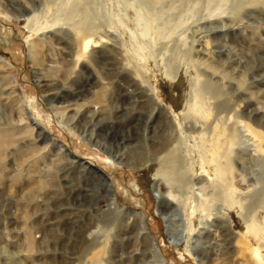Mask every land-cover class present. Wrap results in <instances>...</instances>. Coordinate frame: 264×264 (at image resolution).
Here are the masks:
<instances>
[{
    "label": "rangeland",
    "instance_id": "rangeland-1",
    "mask_svg": "<svg viewBox=\"0 0 264 264\" xmlns=\"http://www.w3.org/2000/svg\"><path fill=\"white\" fill-rule=\"evenodd\" d=\"M91 1L0 0V264H264V0Z\"/></svg>",
    "mask_w": 264,
    "mask_h": 264
},
{
    "label": "bare ground",
    "instance_id": "bare-ground-1",
    "mask_svg": "<svg viewBox=\"0 0 264 264\" xmlns=\"http://www.w3.org/2000/svg\"><path fill=\"white\" fill-rule=\"evenodd\" d=\"M185 0H177V3H178V6L180 7V5H182V3L184 2ZM187 1V0H186ZM191 1V0H190ZM242 1V0H241ZM240 1V2H241ZM70 4H72L64 13H62V14H64L63 15V18H66L68 21L74 16V14H76L78 11H80V9H81V7H83L82 8V12L84 13V17H85V20L83 21V22H81L80 24H78L77 25V28H78V30L83 34V35H86V34H88V33H90V32H92V31H94L95 30V28L97 27V24H98V19H96V14L94 13V6H93V2L91 1V0H71V2H70ZM147 4V3H146ZM231 4V3H230ZM240 4V3H239ZM183 6H184V4H183ZM242 6V5H241ZM188 7V6H187ZM237 7V6H236ZM182 8V7H181ZM183 9H184V7H183ZM178 11V10H177ZM223 13H224V11H223ZM222 14V11H220L218 14H217V16H220ZM224 16H226V15H224ZM223 16V17H224ZM221 17V16H220ZM32 33V31L30 32V34ZM29 33H28V35H30ZM27 35V36H28ZM25 39H27V37L25 38ZM28 40H29V38H28ZM27 40V41H28ZM92 45V42L89 40V39H86L84 42H83V44H82V49L83 50H87L90 46ZM30 60V59H29ZM172 64V63H171ZM170 67V66H169ZM166 70V69H165ZM167 71V70H166ZM170 70L168 69V72H169ZM167 78H169V75L167 76ZM167 78H166V80H167ZM176 78V77H175ZM174 78V79H175ZM170 80V79H169ZM41 81V80H40ZM39 81V82H40ZM197 93H199V92H197ZM201 94L202 93H199V94H196V95H194V96H192L193 97V99H192V102H193V105H191L190 107H189V110H187V114H193V116H197V115H201V114H203L204 113V111H205V109L207 110L208 109V107L209 106H207V102H209L210 100L211 101H213V103H214V101L217 99V97L216 96H214V95H208V96H201ZM203 95V94H202ZM207 102H206V101ZM218 100V99H217ZM211 104H212V102H211ZM221 107H223V106H221ZM224 108V107H223ZM225 109V108H224ZM185 112V111H184ZM199 115V116H200ZM190 116V115H189ZM208 116V115H207ZM202 117H205V116H201V118ZM206 118V117H205ZM217 138V137H216ZM216 142V144L218 143L217 141H215ZM214 145V144H213ZM215 148H217V147H215ZM219 148V147H218ZM217 148V149H218ZM221 148V147H220ZM219 148V149H220ZM211 149V148H210ZM212 149H213V147H212ZM212 149H211V151H212ZM214 150H216V149H214ZM211 151H208L209 153L211 152ZM206 153V152H205ZM216 153V152H215ZM214 153V154H215ZM213 154V155H214ZM215 157V159L216 158H218L217 156H214ZM214 157H209L210 159H212V158H214ZM170 158H171V160H172V164H170L169 166H167L166 167V169L164 170V172L165 173H170V176L175 180L176 179V177H177V172H176V161H177V157L175 156V154L174 155H171L170 156ZM209 160V159H208ZM207 160V161H208ZM220 160V159H219ZM210 161H214L213 159L212 160H210ZM210 161H208L209 163H211ZM217 161V160H216ZM207 162V163H208ZM214 163V162H213ZM212 163V164H213ZM167 165V164H166ZM218 166H214V173H216L217 172V170H218V172L216 173V175L219 173V169L217 168ZM217 169V170H216ZM221 172V171H220ZM212 173H213V171H212ZM219 175H221V174H219ZM219 175H217V176H219ZM213 176V175H212ZM215 176V175H214ZM216 177V176H215ZM223 177V176H222ZM213 179V178H212ZM173 181V180H172ZM253 205H254V203H253ZM257 233V232H256ZM256 233H254V234H256ZM264 249V248H263ZM258 254V253H257ZM259 257V256H258ZM262 259H264V252H263V255H262V257H261Z\"/></svg>",
    "mask_w": 264,
    "mask_h": 264
}]
</instances>
